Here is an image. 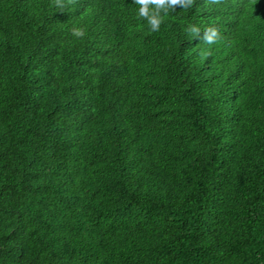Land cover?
Masks as SVG:
<instances>
[{"label":"trees","instance_id":"obj_1","mask_svg":"<svg viewBox=\"0 0 264 264\" xmlns=\"http://www.w3.org/2000/svg\"><path fill=\"white\" fill-rule=\"evenodd\" d=\"M60 3L0 0V264H264V0Z\"/></svg>","mask_w":264,"mask_h":264},{"label":"clouds","instance_id":"obj_2","mask_svg":"<svg viewBox=\"0 0 264 264\" xmlns=\"http://www.w3.org/2000/svg\"><path fill=\"white\" fill-rule=\"evenodd\" d=\"M133 4L137 6L138 19L146 21L150 30L157 32L170 12H174L177 6L183 10L190 9L193 6V0H133ZM57 6H63L60 0H57ZM202 31L203 35H201ZM186 32L198 40H204L209 45L215 43L218 38V32L214 27L202 30L199 25L190 24ZM72 35L75 38H83L85 37V30L82 27H74Z\"/></svg>","mask_w":264,"mask_h":264}]
</instances>
